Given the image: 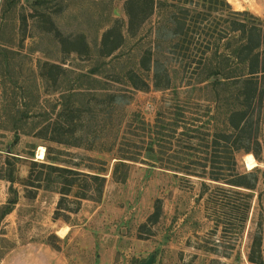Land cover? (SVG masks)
<instances>
[{"label":"rangeland","instance_id":"obj_1","mask_svg":"<svg viewBox=\"0 0 264 264\" xmlns=\"http://www.w3.org/2000/svg\"><path fill=\"white\" fill-rule=\"evenodd\" d=\"M125 1L52 0L49 5L38 7L40 12L44 6L52 7L51 23L46 17L43 20L33 17L37 11L35 0H0V217L15 199L10 212L0 218V264H54L52 256L56 249L68 257L70 264H98L101 257L109 264H138L151 255L155 258L153 264H252L249 254L257 233L262 236L264 255V173L254 190L247 219L243 213L230 210L234 201L243 204L245 196L230 191L226 202H208L209 195L202 194V178L167 169L166 163L162 165L144 157L142 162L131 164L126 182L113 179L117 151L125 136L132 135L128 131L143 133L139 122L133 119L134 114H140L153 125L159 113L172 119L175 110L171 91H160L153 85L149 91H142L123 77L125 69H138L141 54L146 50L174 57L166 45L169 38L162 27L170 15V7L156 5L154 14L134 36L127 33ZM227 1L232 10L249 11L264 19V0ZM116 18L125 22L126 42L115 53L123 62L113 71L108 67L107 73L119 72L122 81L98 78L105 86L108 84L117 99L110 105L108 98L103 102L99 97L86 96L85 99L91 100L87 107L93 112L74 114L70 124L67 114L60 116L62 93L76 83L80 72L101 63L100 59L78 55L72 49L85 34L94 56H98L96 50L106 25ZM70 36L72 40H68ZM195 48L193 53L198 56L199 50ZM163 61L182 72L179 62L174 66V60ZM46 63L60 64L62 70L46 67ZM123 64L127 67L121 71ZM148 74L152 83L153 70L145 72L146 77ZM187 80L181 74L177 81L182 99L189 91ZM183 103L180 100L179 104ZM212 114L215 106L204 99L185 107L184 121L192 129L198 128V132L178 134L169 154L183 152L184 164L195 162L192 168L200 169L197 162H205V150L211 149L205 148L198 136L210 134L204 138L211 144L215 128ZM52 123L59 128L53 131ZM68 128L80 138L79 147L49 140L66 138L70 134ZM260 137L264 148L263 126ZM130 138L136 144H125V148L133 152L142 150L145 156L148 135ZM47 146L54 155L59 154L61 165L83 172L105 168L102 172L107 181L102 199H85L79 204L75 197L78 189H74L64 209H59L60 189L47 187L43 182L48 170L41 163L47 162ZM40 147H45L42 159ZM236 157L241 172L257 166L264 170V149L261 161L244 151ZM215 186L212 184L211 189ZM158 199L162 200V215L157 223L149 222ZM224 203L230 208L226 209ZM225 210L231 213L225 214ZM63 229L70 234L61 235Z\"/></svg>","mask_w":264,"mask_h":264},{"label":"trees","instance_id":"obj_2","mask_svg":"<svg viewBox=\"0 0 264 264\" xmlns=\"http://www.w3.org/2000/svg\"><path fill=\"white\" fill-rule=\"evenodd\" d=\"M181 1L182 4H180ZM50 2L52 0H35L37 11L33 17L42 20L46 17L51 23L54 22L51 6H44L41 12L38 8L39 5H49ZM159 4L163 8L170 7V15L162 27L164 35L169 38L166 45L171 49L174 57L167 58L168 55L164 53L146 50L141 54L138 69H125L123 77L134 88L142 91H149L152 85L160 91H171L175 110L172 119L162 117L159 113L153 125L147 123L140 114H134L133 119L139 122V130L143 133L130 130L128 133L133 136L126 134L130 136H125V141L117 151L113 179L126 182L131 164L142 162L144 157L155 163L160 162L162 165L166 163L167 169L173 168L174 171L202 178L204 187L202 194L209 195L208 202H226V199L230 198L228 195L230 191L245 196L243 204L240 200L234 201L235 204L231 205L230 210L243 213L244 218L247 219L254 190L264 170L257 166L251 171L241 172L236 156L238 152L244 151L252 153L258 161L262 160L264 148L260 136L261 126L264 128V19L249 11L232 10L227 0H178L177 3L126 0L124 7L127 15V33L137 35L138 28L154 14L156 5ZM124 27V20L119 18L113 19L112 23L106 25L96 50L98 56H94L85 34L78 38L79 41L76 42L78 46L72 51L78 55L85 54L90 58L100 59L101 63L98 62V66L87 72H80L76 83L68 86L62 93L60 116L67 114L68 120L70 119L68 123H73L74 114L77 116L88 111L93 112L92 108L87 107L91 100L87 97V101L86 96L99 97L103 102L108 98L107 103L110 105L115 103L116 93L107 87L108 84L105 86L98 77L104 76L112 81H122L120 78L122 75L119 72H107L108 67L109 71L111 68L113 71L123 62L122 57H118L115 53L126 42ZM72 39V36L68 37V40ZM195 46L199 50L198 56L193 53ZM4 51L8 52L6 48ZM166 59L174 60L172 62L174 66V63L179 62L183 66L182 72L176 67L166 66L163 61ZM8 60L9 57L6 56V63ZM47 63L46 67L51 65L62 70L60 64L48 65ZM125 67L127 65L123 64L121 71H124ZM151 70H153L152 83L148 80L150 75L145 76V72ZM181 74L186 75L189 86L188 94L183 96V99L180 97L181 91L177 85ZM66 93H68L67 96ZM200 99L209 101L215 106V114H212L215 128L211 144L206 143L204 138L210 134L198 136L205 143L204 147L211 150H205L207 153L205 162H197L200 169H194L191 165L196 164L195 162L184 164L183 152L169 154V151L172 150L174 141L179 139L178 134L189 135L190 131L198 132V128L192 129L191 124L184 121V111L192 101ZM180 100L184 103L179 104ZM59 124L62 126L64 123ZM131 124L133 123L129 125ZM51 125L54 127L53 131L59 128L53 123ZM66 131L70 132L66 138L53 137L49 140L79 147L80 138L74 136L73 129L68 128ZM145 134L149 137L145 156L142 150L133 152L125 148L136 144V141L130 137L135 135L142 137ZM47 150V162L41 163V167L48 170L43 182H46L47 187L55 186L60 189L59 193L62 196L59 209H64L67 197L74 189H78L75 197L79 204L85 199L93 201L102 199L107 181L105 173L102 172L106 171L105 168L102 171L83 172L70 165H61L59 154L54 155L50 146H47ZM248 157L253 158L252 155ZM212 184L216 185L213 190ZM242 189L249 191L245 193ZM14 203L15 199H12L0 218L10 212ZM161 203L162 200L158 199L155 211L149 216V222L159 221L162 215ZM225 207L227 209L229 206ZM78 210L79 208L75 211ZM231 211L225 210V214ZM249 262L264 264L262 236L258 233L253 238Z\"/></svg>","mask_w":264,"mask_h":264},{"label":"crops","instance_id":"obj_3","mask_svg":"<svg viewBox=\"0 0 264 264\" xmlns=\"http://www.w3.org/2000/svg\"><path fill=\"white\" fill-rule=\"evenodd\" d=\"M69 234H70V231L65 232V235H69ZM61 237L65 238V236H61ZM101 245H102V247H106L103 244H101ZM52 257L54 258V264H70V260L68 259V257L66 255H64L62 252H59L57 249L55 250V254H53ZM98 264H109V262L102 259V257H101V259L98 260Z\"/></svg>","mask_w":264,"mask_h":264},{"label":"bare ground","instance_id":"obj_4","mask_svg":"<svg viewBox=\"0 0 264 264\" xmlns=\"http://www.w3.org/2000/svg\"><path fill=\"white\" fill-rule=\"evenodd\" d=\"M39 158H45V147H40V152H39ZM67 229V228H66ZM61 232V235H65V232H66V230L65 229H63L62 231H60ZM59 232V233H60Z\"/></svg>","mask_w":264,"mask_h":264},{"label":"water","instance_id":"obj_5","mask_svg":"<svg viewBox=\"0 0 264 264\" xmlns=\"http://www.w3.org/2000/svg\"><path fill=\"white\" fill-rule=\"evenodd\" d=\"M154 255H151L145 262H143L142 264H153L154 262Z\"/></svg>","mask_w":264,"mask_h":264}]
</instances>
